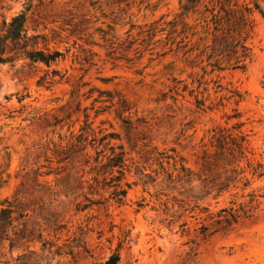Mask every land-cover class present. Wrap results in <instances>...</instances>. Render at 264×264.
Masks as SVG:
<instances>
[{
    "label": "rangeland",
    "instance_id": "1",
    "mask_svg": "<svg viewBox=\"0 0 264 264\" xmlns=\"http://www.w3.org/2000/svg\"><path fill=\"white\" fill-rule=\"evenodd\" d=\"M21 1H8L0 9V23L23 8ZM182 1L34 0L28 25L46 24L39 25L40 32L49 36L51 48L64 53V59L49 69L59 71L56 82L38 86L43 71L21 68L20 62L0 65V167L6 168L0 206L25 173L43 174L57 166L51 142L65 143L70 131L88 126L96 136L100 130L115 132L119 138L110 143L122 144L127 152L120 182L127 193L121 202L110 198L112 187H101L102 176L98 183L90 180L94 193L84 184L68 196L61 194L66 226L58 241L77 246L74 256L55 257L52 264H102L113 252L119 254L117 264H264V179L253 180L244 192L257 195L253 214L233 230L206 239L194 230L201 218L181 217L167 225L170 216L160 204L165 196H155L160 187L142 183L139 171L150 175L160 171L156 152L183 156L192 165L212 128L236 123L247 135L250 156L264 165V19L256 10L251 14L253 28L246 40L251 57L244 69L232 68V60L219 57L214 64L215 57H208L204 45L210 43V35L204 39L203 17L179 15ZM238 2L249 6L256 2L264 11V0ZM73 28L77 30L71 33ZM97 89L128 100L131 128L115 116V103L93 102L100 95ZM19 96L24 98L19 101ZM39 178L52 184L56 179L53 173ZM83 194L94 203L77 211L76 202H87ZM228 199L220 197L218 206ZM183 220L184 231L179 227Z\"/></svg>",
    "mask_w": 264,
    "mask_h": 264
},
{
    "label": "trees",
    "instance_id": "2",
    "mask_svg": "<svg viewBox=\"0 0 264 264\" xmlns=\"http://www.w3.org/2000/svg\"><path fill=\"white\" fill-rule=\"evenodd\" d=\"M8 1L12 0H0V9L5 8ZM38 1L39 4L42 2ZM21 2L22 9L9 20L4 17L1 20L0 65L14 66L20 62L21 68L28 66L41 70L43 73L36 83L38 86L49 87L56 82L55 75L59 74L54 68L49 71L51 64L64 59V53L49 46V36L39 30L42 21L28 25V12L36 5L34 0ZM200 5L202 10H199ZM180 10L179 15L191 12L203 17L204 39L210 35V43H206L204 47L210 51L209 58L215 57L214 64L222 57L233 61L232 68L246 67V60L251 57V50L246 44L253 28L250 16L256 10L264 19V11L256 2L249 6L248 3H239L238 0H183L180 2ZM176 23L177 20L171 22L173 29ZM43 27L46 28V24H43ZM76 30L77 28H73L71 33ZM217 68L221 69L218 65ZM261 84L264 86V73ZM97 91L100 95L93 99V102L108 101L109 106L115 103V116L126 124V127L131 128V106L128 100L117 92L100 89ZM88 92L91 93L90 90ZM102 94H105L106 98H101ZM90 96L89 94L87 97ZM23 98L24 96H19L18 100ZM196 102L198 105L202 104L198 99ZM85 117L88 115L85 114ZM137 121L146 123L139 118ZM240 125L241 123H236L229 127L212 128L208 143L201 145L192 165L188 164L183 156L177 157L165 150L156 152L158 156L155 160L160 171L155 170V175L139 171L144 178L143 185L150 183L160 187L155 196H165L160 204L163 206L162 212L170 216L167 225L175 223L181 217H191L194 220L201 218L194 230H198L201 239H206L216 233L233 230L241 220L249 218L256 210L259 204L257 195L253 191L246 194L244 192L253 180L264 179V165L250 156L247 135L239 129ZM88 129V126H82L78 132L70 131L65 143L51 142L52 159L57 166L49 168L43 174L34 171V175L29 176L25 173L26 178L21 180L12 195L1 203L0 264H52L55 257L67 254L74 256V247L77 244H60L58 241L66 226V205L64 200L60 199L61 194L68 196L76 188L83 189L84 184H87L90 193H94L96 190L90 180L98 183V176H102L101 187L113 188L110 198L121 202L126 196L127 190L120 182L127 166V152L122 144L114 146L110 143L111 139L119 138L118 134L100 130V135L96 136L90 134ZM59 138L62 139L61 134ZM127 139L130 140L129 137ZM143 145L147 146L145 143ZM89 149L93 150L94 155ZM52 159L48 158V161L51 163ZM85 167L88 168L87 171ZM5 171L6 168L0 167V182L6 181L3 179ZM50 173L56 177L53 184L40 180V176ZM85 173L91 174V177L85 178ZM161 174L162 178H159ZM126 185L130 186L128 182ZM226 195L229 199L218 206L219 198ZM83 196L87 202H76L77 211L84 210L94 203L86 194ZM245 196H248V199L240 200ZM210 200L214 201L215 210L211 209ZM186 224V220L179 224L182 231ZM118 260L119 254L113 252L102 264H117Z\"/></svg>",
    "mask_w": 264,
    "mask_h": 264
}]
</instances>
